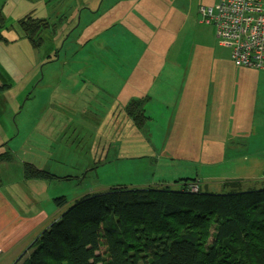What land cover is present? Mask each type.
Returning a JSON list of instances; mask_svg holds the SVG:
<instances>
[{"label":"rangeland","instance_id":"obj_1","mask_svg":"<svg viewBox=\"0 0 264 264\" xmlns=\"http://www.w3.org/2000/svg\"><path fill=\"white\" fill-rule=\"evenodd\" d=\"M217 2L0 0V153L13 156L0 173L50 162L76 177L56 185L70 205L162 179L264 189V70L235 65L201 22ZM28 15L48 24L36 46L18 28ZM140 98L151 118L137 129L126 107Z\"/></svg>","mask_w":264,"mask_h":264},{"label":"trees","instance_id":"obj_2","mask_svg":"<svg viewBox=\"0 0 264 264\" xmlns=\"http://www.w3.org/2000/svg\"><path fill=\"white\" fill-rule=\"evenodd\" d=\"M47 27L45 20L29 15L18 23L35 46ZM147 101L127 104L126 114L137 129L149 120ZM12 161L9 150L0 153V163ZM22 175L54 182L76 178L29 162L23 163ZM180 181H175L178 189L165 183L117 185L83 195L72 205L65 195L54 198L63 210L60 217L16 264H264V189L243 191L240 181H231L223 184L229 192L215 194L201 191L197 179ZM211 217L218 218L216 224L208 223Z\"/></svg>","mask_w":264,"mask_h":264},{"label":"crops","instance_id":"obj_3","mask_svg":"<svg viewBox=\"0 0 264 264\" xmlns=\"http://www.w3.org/2000/svg\"><path fill=\"white\" fill-rule=\"evenodd\" d=\"M35 165L59 176L69 175L57 172L50 162L44 163V166ZM58 183L61 182L24 180L20 172L9 177L0 173V264H16L27 254L41 232L60 217L63 210L57 209L53 202L54 198L63 196L62 191L57 190ZM163 183L170 185L168 181L162 179L159 182L132 187ZM76 199L78 197L74 200Z\"/></svg>","mask_w":264,"mask_h":264},{"label":"built area","instance_id":"obj_4","mask_svg":"<svg viewBox=\"0 0 264 264\" xmlns=\"http://www.w3.org/2000/svg\"><path fill=\"white\" fill-rule=\"evenodd\" d=\"M199 16L215 26L218 44L231 49L235 65L264 70V0H218L214 7H201Z\"/></svg>","mask_w":264,"mask_h":264}]
</instances>
